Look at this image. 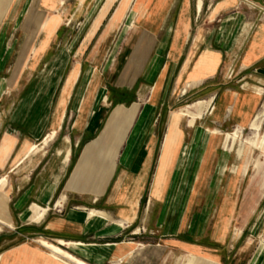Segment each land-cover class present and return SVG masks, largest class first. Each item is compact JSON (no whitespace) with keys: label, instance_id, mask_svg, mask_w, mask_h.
Here are the masks:
<instances>
[{"label":"crops","instance_id":"crops-1","mask_svg":"<svg viewBox=\"0 0 264 264\" xmlns=\"http://www.w3.org/2000/svg\"><path fill=\"white\" fill-rule=\"evenodd\" d=\"M262 9L12 0L0 19L11 42L0 65V264H63L41 242L85 264H264V241H241L262 199L242 193L256 185L239 158L248 144L231 150L264 124ZM262 229L264 209L250 235Z\"/></svg>","mask_w":264,"mask_h":264},{"label":"rangeland","instance_id":"rangeland-1","mask_svg":"<svg viewBox=\"0 0 264 264\" xmlns=\"http://www.w3.org/2000/svg\"><path fill=\"white\" fill-rule=\"evenodd\" d=\"M12 0H0V19H6V18H9V15H7V7L8 5L10 4ZM259 19H263L264 20V9L262 10H259ZM7 15V16H6ZM13 26H6L3 28L2 32H5L6 36L9 37V35H11L12 33L14 35H17L19 34V29L17 28L14 32H13ZM70 30V29H69ZM71 32H72V29H71ZM2 40L0 41V65L2 64L3 62V56L4 54H8L10 52V49L7 48L9 47L8 45H10L11 42H8V43H2ZM65 60V57L64 55H60L57 59H56V62H57V65L55 66V68H52L51 70V73L49 74L50 77H57V69L58 67L64 62ZM1 70V69H0ZM7 70V67H5L4 69H2V71L0 72V78L2 77H6L5 76V72ZM235 78V71L232 69L230 71H228L226 73V76H225V80L227 82H232ZM0 83L2 84V87L0 89V98L3 94V90H4V84H5V81L3 79H0ZM56 85V82L54 81L53 83H51L50 85V89L48 91V94L49 93H52L53 92V89ZM47 90V89H46ZM45 90V94L47 93V91ZM149 91V90H148ZM150 92V91H149ZM180 94V92H173V99H176L177 96ZM197 101V100H196ZM196 104L195 102H188V103H185V104H182V106H179L177 109H179V111H183L185 110L186 108H188V106H192ZM126 110L127 108H118L116 109V111L114 112V116L117 115V117H115V123H113L112 125L114 126V131H116L117 127H118V123L119 121H121V117H123V115H125L126 113ZM193 110V109H192ZM0 113H1V110H0ZM254 124V123H253ZM236 126H233L231 128H227V130L224 132V135L225 137V141H226V135L227 134H233L236 130ZM260 135H264V124L262 126V131L259 133ZM256 135H257V132H252L250 131V127L249 129L247 130H244L243 129V133H242V139H238L231 150H233L235 148V152L239 149V146H240V142H244L245 144H251V143H254L256 141ZM235 157V155H233ZM237 156V155H236ZM241 158L240 159V162H241V165L242 167H247L246 169V174H247V179H251L252 180H255V186H252V187H247V186H244L243 187V191L242 193L244 194L245 191L247 192L249 189L251 190V193L252 195L255 197V198H260V196H262V199L260 201H257V203L254 205V215L253 217L248 221V226H247V229L245 232L242 233L241 235V241H246L248 238L251 239L250 242H252V246L255 248H258L260 243H262L264 241V229H262L259 234L257 236H253V235H250V231L252 229V226L255 225L256 221H257V218L259 217L260 213L263 211L264 209V145L261 146V148H259V150H256V149H251L250 146L248 145H245V153L242 157H239ZM104 163H103V166L104 167ZM100 176H101V185L103 186L104 183H105V175H104V171L101 170L100 171ZM192 206V204H191ZM193 206H194V203H193ZM216 206H218L217 203H215L214 205L209 206L208 210H210V212H212L211 214H214L213 211L216 209ZM247 206H253L250 205V204H247ZM202 209V204L199 203L198 206L196 208H194L195 210V213H198L200 210ZM4 225V224H3ZM141 232H144V228L142 227L141 228ZM233 236H237V234L235 233V231L233 232ZM19 240H20V237H19ZM42 243V242H41ZM47 243V242H45ZM49 244V243H47ZM52 245V244H50ZM43 246V245H42ZM63 250H65L63 247H62ZM50 253V252H49ZM51 257H52V254L50 253Z\"/></svg>","mask_w":264,"mask_h":264},{"label":"bare ground","instance_id":"bare-ground-1","mask_svg":"<svg viewBox=\"0 0 264 264\" xmlns=\"http://www.w3.org/2000/svg\"><path fill=\"white\" fill-rule=\"evenodd\" d=\"M255 139H256V141L254 143H251L248 145L252 149L259 150V148H261V146L264 145V135L257 134ZM41 244L51 252L55 261H60V263L62 262L63 264H85L81 261H78L77 259H75L71 255H69L68 253L60 250L59 248H57L54 245H48L45 242H42Z\"/></svg>","mask_w":264,"mask_h":264}]
</instances>
